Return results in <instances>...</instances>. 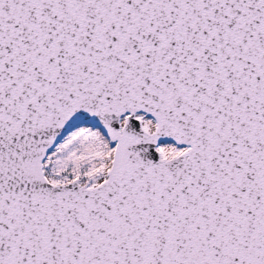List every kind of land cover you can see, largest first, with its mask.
<instances>
[{"label":"snow or ice","instance_id":"6c2138e0","mask_svg":"<svg viewBox=\"0 0 264 264\" xmlns=\"http://www.w3.org/2000/svg\"><path fill=\"white\" fill-rule=\"evenodd\" d=\"M0 264H264V0H0Z\"/></svg>","mask_w":264,"mask_h":264}]
</instances>
